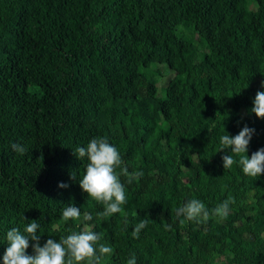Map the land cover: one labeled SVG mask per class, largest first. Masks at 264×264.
I'll return each mask as SVG.
<instances>
[{
	"label": "trees",
	"instance_id": "1",
	"mask_svg": "<svg viewBox=\"0 0 264 264\" xmlns=\"http://www.w3.org/2000/svg\"><path fill=\"white\" fill-rule=\"evenodd\" d=\"M262 83L264 0H0V264L7 231L33 220L41 246L88 225L113 248L102 264H264V174L224 169L219 143L247 126V156L264 148ZM96 137L142 173L120 175L110 217L79 186L74 154ZM191 199L207 220L180 223ZM69 204L81 220L62 219Z\"/></svg>",
	"mask_w": 264,
	"mask_h": 264
},
{
	"label": "clouds",
	"instance_id": "2",
	"mask_svg": "<svg viewBox=\"0 0 264 264\" xmlns=\"http://www.w3.org/2000/svg\"><path fill=\"white\" fill-rule=\"evenodd\" d=\"M264 88V83L261 84ZM251 112L258 119L264 120V91H257L253 101ZM254 129L247 126L234 137L226 133L220 136L219 143L221 151L230 150V154L222 157L224 169H230L234 164L242 166L244 175L249 177H260L264 174V148H261L247 156L249 143L254 134ZM12 149L23 155L27 149L21 144H12ZM76 157L81 160L87 158L85 174L79 179V186L88 198L97 204L104 206L103 212L98 213L100 217H110L123 211L122 205L126 203L125 186L121 182L120 175L140 176L142 173L129 174L123 167V160L118 149L109 143L106 137H96L90 140L86 147H77ZM234 157H239L237 161ZM120 169V172H117ZM75 173L71 179H76ZM61 188L68 185L61 183ZM234 199L225 200L222 204L212 210L218 217H226L229 214V205ZM177 217L184 220L198 221L209 217V211L198 199L189 200L184 206L176 209ZM25 219V218H24ZM62 219L65 221L81 220V211L72 204L67 205L62 211ZM84 221L92 220L89 213L83 214ZM148 224V220H141L132 231L133 238H139V233ZM42 225L38 221L28 222L21 231L13 227L6 233L8 247L3 255V264H102V259L113 252L111 246L101 243V234L93 231L85 225L79 232L70 231L66 237H61L59 242L48 239L43 246L40 245L41 234H37ZM166 230H171V225H165ZM29 241H32L33 255L27 254ZM127 264H136L133 255Z\"/></svg>",
	"mask_w": 264,
	"mask_h": 264
}]
</instances>
